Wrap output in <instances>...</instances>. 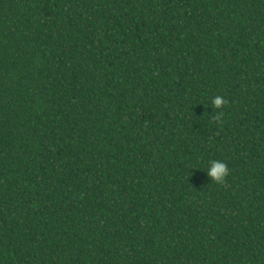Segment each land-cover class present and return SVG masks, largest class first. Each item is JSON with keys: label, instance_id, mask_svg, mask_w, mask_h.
<instances>
[{"label": "trees", "instance_id": "trees-1", "mask_svg": "<svg viewBox=\"0 0 264 264\" xmlns=\"http://www.w3.org/2000/svg\"><path fill=\"white\" fill-rule=\"evenodd\" d=\"M0 264H264V0H0Z\"/></svg>", "mask_w": 264, "mask_h": 264}, {"label": "clouds", "instance_id": "clouds-1", "mask_svg": "<svg viewBox=\"0 0 264 264\" xmlns=\"http://www.w3.org/2000/svg\"><path fill=\"white\" fill-rule=\"evenodd\" d=\"M212 104L215 108L219 109L225 104V100L221 96H216ZM206 174L211 181L222 183L228 175V166L220 161H211L210 166L206 170Z\"/></svg>", "mask_w": 264, "mask_h": 264}]
</instances>
